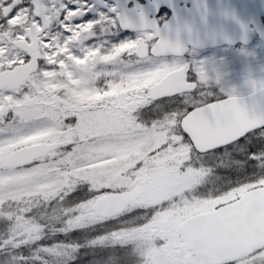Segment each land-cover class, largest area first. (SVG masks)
I'll return each instance as SVG.
<instances>
[{
    "label": "snow or ice",
    "instance_id": "snow-or-ice-1",
    "mask_svg": "<svg viewBox=\"0 0 264 264\" xmlns=\"http://www.w3.org/2000/svg\"><path fill=\"white\" fill-rule=\"evenodd\" d=\"M248 11L235 0L222 15L239 20ZM194 12L207 22L209 5L196 4ZM98 26L136 35L95 42ZM196 28L191 15L153 17L139 0L128 9L109 0H0L5 264L30 259L16 250L47 227L32 214L41 204L56 202L49 215L64 218L65 232L114 220L91 241L109 250L97 264H156L138 235L163 218L207 207L205 223L186 227L215 234L230 224L242 193L264 196V78L249 76L244 87L229 83L226 64L210 68L190 53L185 36L194 41ZM162 162L169 182L142 190ZM83 186L76 203L61 205ZM167 244L156 237L157 249ZM41 251L34 257L41 264L64 253L58 245ZM216 264H264V243Z\"/></svg>",
    "mask_w": 264,
    "mask_h": 264
},
{
    "label": "rangeland",
    "instance_id": "rangeland-1",
    "mask_svg": "<svg viewBox=\"0 0 264 264\" xmlns=\"http://www.w3.org/2000/svg\"><path fill=\"white\" fill-rule=\"evenodd\" d=\"M95 13H90L88 18H94L95 17ZM136 33L135 32H113L110 29H107L105 26H98L97 27V35L93 38V40L95 42H111L113 44L115 43H119L121 40L125 39L127 36H132L135 37ZM91 42V41H90ZM194 57L200 58V59H204L208 62L209 67L211 68L214 64H218V59L217 56L214 54V52H203L200 54H195L193 55ZM248 75H245V80L241 83L238 84L236 82H230L233 85L236 86H240V87H244L245 86V81L246 78H248ZM260 78H264V76L256 78V79H260ZM149 182L142 185V190L144 191H152L155 190L157 187H159L160 185L169 182L170 177L168 176L166 170H165V166L163 165V162L161 163V166L158 167V169L154 170L153 174L149 177L146 178ZM207 187H211V185H208ZM87 192V187L83 186V189L78 188L75 192L70 193L63 201H61V205L65 208L70 207L72 204L77 202V197L84 195ZM245 193H242V196ZM241 196V197H242ZM55 201L52 202V204H49L50 208H49V214L52 213L53 211V205H55ZM37 208H46L48 209V205L45 204H41L39 207ZM34 210V208H33ZM210 212V210L207 207H194L191 208L189 210L186 211L185 214L183 215H174V216H169V217H165L163 218L161 221H159L158 223L161 224V226L163 228H165L166 232H167V247H164V251L166 253H169L168 250H170V252H175V254H177V256L179 257L177 259V261H180L181 264L183 258H185L186 256H193V251H189L187 249L183 250L181 248H179V243L178 239H177V233H178V226L179 224L185 220V218L187 217H191L193 215L199 214V213H207ZM114 223V220L112 218L106 219L104 221L98 222V223H94L88 226H80L77 227L75 229L69 230L67 232L62 231L60 229H62L64 227V218L61 216L59 218L52 216L51 217V221H50V226H49V233L51 235V238L49 239L50 243L49 245L52 246H60L61 248L64 249V253L61 257H59L54 264H61L64 261H68V259L66 258L65 255H70L73 251L75 250H81V248L84 246L85 247V251L83 252V256H78L76 257L73 262H69L67 264H97V261L101 258L106 256V254L108 253V249H103L101 250V248L99 247H93L91 245V241L100 236L101 234H103L104 232H102L101 230H105L107 231L109 229V227ZM157 223V224H158ZM156 224V225H157ZM156 225H154L153 227H155ZM153 227L151 229H149L146 232H142L138 235V243L143 242V241H147V237H149L150 232L152 231ZM46 230V229H45ZM42 237V236H41ZM41 239V238H39ZM37 239V240H39ZM35 243L34 242H29L28 244L22 246L20 249V253L23 254L24 257L28 258V256H26L25 251L26 249L33 245ZM80 245L79 248H77L76 246ZM176 248H178V250H175ZM145 251L149 252L150 254H152L156 264H160L159 263V259L157 258L156 254L158 252V250H154L153 247H149L146 245V247L144 248ZM181 252H176V251H180ZM154 251V252H153ZM153 252V253H152ZM165 252H163L165 255H167ZM44 253V252H43ZM42 252L34 254L33 256L35 257L37 254L43 256L45 255V253L43 254ZM5 258L6 255L2 257V259L0 260L2 263H5ZM49 259H51V257H49ZM170 260V259H168ZM165 261V263H167V261ZM34 262V264H41L40 260H34V259H30V264H32V262ZM28 259L25 261L24 264H29L28 263Z\"/></svg>",
    "mask_w": 264,
    "mask_h": 264
},
{
    "label": "water",
    "instance_id": "water-1",
    "mask_svg": "<svg viewBox=\"0 0 264 264\" xmlns=\"http://www.w3.org/2000/svg\"><path fill=\"white\" fill-rule=\"evenodd\" d=\"M170 1L156 0L157 8L161 5L170 7L173 10L171 18H173L174 12H183L185 15L193 16L192 12L181 11L170 4ZM146 9L149 13L153 12L150 7H146ZM223 11V9L215 8L213 14L209 13L207 22L202 19H192L196 24H213L214 27H220L225 22ZM203 31L196 30L194 41L205 40ZM185 39L189 41V45L194 42L191 37L185 36ZM195 45L203 47L199 43H195ZM208 216L209 214L197 216L180 225L182 234L187 235L183 237L184 245L196 248V260L216 263L232 254L243 252L251 244L264 243V196L262 195L249 193L244 200L237 202V210L232 214L230 224L226 228L217 230L215 234L190 231L186 227L189 224L201 225L206 222Z\"/></svg>",
    "mask_w": 264,
    "mask_h": 264
},
{
    "label": "flooded vegetation",
    "instance_id": "flooded-vegetation-1",
    "mask_svg": "<svg viewBox=\"0 0 264 264\" xmlns=\"http://www.w3.org/2000/svg\"><path fill=\"white\" fill-rule=\"evenodd\" d=\"M233 2H235V0H224L226 7H229L230 3ZM244 2L250 5V12L252 15L246 18L244 13L238 20L239 25L235 30H238V38H241V40L236 43H226L221 46L203 50L195 48L190 49L192 55L203 52H214L217 58H219L218 64H226L230 71V76L228 77L229 83L233 81L241 84L245 80V75L254 78L264 76V38L261 35V33L264 32V0H244ZM139 3L143 4L144 0H139ZM190 5V2H181V6L189 7ZM130 7L131 1L128 3V8ZM169 13L167 9L166 13L160 11L158 17L167 18ZM247 24L249 26L247 33L248 42L245 44L242 25ZM242 48L247 49V55L241 51Z\"/></svg>",
    "mask_w": 264,
    "mask_h": 264
},
{
    "label": "trees",
    "instance_id": "trees-1",
    "mask_svg": "<svg viewBox=\"0 0 264 264\" xmlns=\"http://www.w3.org/2000/svg\"><path fill=\"white\" fill-rule=\"evenodd\" d=\"M11 207L12 208H15L16 205L15 204H12ZM49 208H50V206L48 204V209H46V208H34V210H32V214L35 215V216H37V218L40 220L41 223L47 225V227L45 228L46 230H44L41 239L36 240L35 243L33 245L29 246L26 249V251H25V254H26V256H28V258H30V259L32 258V259H34L36 261L38 259H35L33 255L36 254V252L37 253H40V252L43 253V251H41L42 246L49 245V243H50L49 242L50 241L49 239L51 238V235L49 233V226H50V221H51V217L52 216L49 215ZM6 232H7V224L6 223H3V222H0V237H3L6 234ZM160 235H161V237H167V232H164L163 234L160 233ZM16 251L17 252H20V249H17ZM84 251H85V247L83 246L81 248V250H75L70 255H68V254L65 255L66 258L68 259V261H64L61 264H67L69 262H73V260L76 257L83 256V252ZM5 255L7 256L8 254L7 253H0V260ZM30 259H28V261H29L28 263L29 264L31 263L30 262ZM34 262L35 261H33L32 264H34ZM0 264H5V263H2L0 261ZM170 264H176V263L174 262V263H170Z\"/></svg>",
    "mask_w": 264,
    "mask_h": 264
}]
</instances>
